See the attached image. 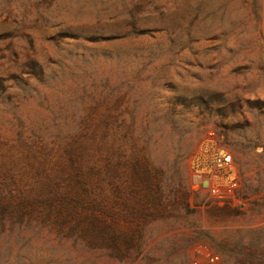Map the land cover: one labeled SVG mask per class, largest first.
<instances>
[{"label":"rangeland","instance_id":"rangeland-1","mask_svg":"<svg viewBox=\"0 0 264 264\" xmlns=\"http://www.w3.org/2000/svg\"><path fill=\"white\" fill-rule=\"evenodd\" d=\"M87 122L111 247L86 264H264V0H0V163ZM209 131L239 172L221 200L189 168ZM43 242L0 264H82Z\"/></svg>","mask_w":264,"mask_h":264},{"label":"trees","instance_id":"trees-1","mask_svg":"<svg viewBox=\"0 0 264 264\" xmlns=\"http://www.w3.org/2000/svg\"><path fill=\"white\" fill-rule=\"evenodd\" d=\"M92 119V116H90ZM97 126L87 122L58 133L51 145L22 134L0 163V240L44 239L40 258L52 259L56 241L62 254L86 264L87 254L100 258L111 247V228L104 200L95 193ZM66 250V251H65ZM17 255H19L17 253ZM61 256V257H62ZM19 259V258H17ZM95 259L90 261L93 264ZM32 264V261H28Z\"/></svg>","mask_w":264,"mask_h":264},{"label":"built area","instance_id":"built-area-1","mask_svg":"<svg viewBox=\"0 0 264 264\" xmlns=\"http://www.w3.org/2000/svg\"><path fill=\"white\" fill-rule=\"evenodd\" d=\"M189 168L194 180L214 199L231 197L239 187L234 156L219 143L214 131H209L200 141L189 159Z\"/></svg>","mask_w":264,"mask_h":264}]
</instances>
